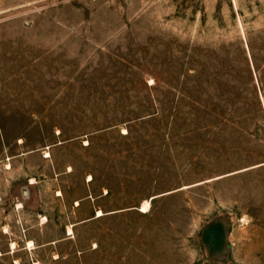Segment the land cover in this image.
<instances>
[{
	"label": "rangeland",
	"instance_id": "obj_1",
	"mask_svg": "<svg viewBox=\"0 0 264 264\" xmlns=\"http://www.w3.org/2000/svg\"><path fill=\"white\" fill-rule=\"evenodd\" d=\"M36 263L264 264V0H0V264Z\"/></svg>",
	"mask_w": 264,
	"mask_h": 264
},
{
	"label": "bare ground",
	"instance_id": "obj_2",
	"mask_svg": "<svg viewBox=\"0 0 264 264\" xmlns=\"http://www.w3.org/2000/svg\"><path fill=\"white\" fill-rule=\"evenodd\" d=\"M47 156H49V155H47ZM148 208H149V203H146L145 205H144V211H147L148 210ZM99 215H102V213H100ZM69 234H72V229H70L69 230ZM31 244V243H30ZM15 248V247H14ZM15 252V251H14ZM37 264V263H36Z\"/></svg>",
	"mask_w": 264,
	"mask_h": 264
},
{
	"label": "trees",
	"instance_id": "obj_3",
	"mask_svg": "<svg viewBox=\"0 0 264 264\" xmlns=\"http://www.w3.org/2000/svg\"><path fill=\"white\" fill-rule=\"evenodd\" d=\"M253 62H254V64H255V67H256L257 69H260V67L258 66V64H257V62H256V59L254 58V56H253Z\"/></svg>",
	"mask_w": 264,
	"mask_h": 264
}]
</instances>
